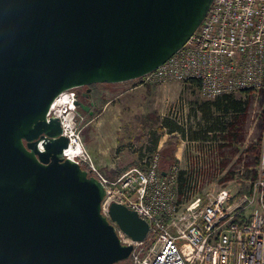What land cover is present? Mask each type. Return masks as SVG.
Segmentation results:
<instances>
[{
	"label": "water",
	"instance_id": "obj_1",
	"mask_svg": "<svg viewBox=\"0 0 264 264\" xmlns=\"http://www.w3.org/2000/svg\"><path fill=\"white\" fill-rule=\"evenodd\" d=\"M214 0H0V264H119L149 224L65 159L59 96L140 80L190 40ZM75 106L93 114L92 106ZM40 149V142H42ZM165 175V174H164Z\"/></svg>",
	"mask_w": 264,
	"mask_h": 264
},
{
	"label": "built area",
	"instance_id": "obj_2",
	"mask_svg": "<svg viewBox=\"0 0 264 264\" xmlns=\"http://www.w3.org/2000/svg\"><path fill=\"white\" fill-rule=\"evenodd\" d=\"M140 81L145 86L196 81L210 101L243 91L257 95L264 89V0H214L186 45ZM64 93L75 104V90ZM55 102L48 117L60 119L69 139L63 156L103 184V215L110 219L109 207L118 203L149 224L146 239L133 242L113 223L121 243L133 246L131 264H264V133L247 194L236 201L229 188L203 195L201 177L199 190L179 195V168L164 170L161 149L142 167L107 178L86 151L76 121L75 129L67 130ZM238 175L246 178L243 169Z\"/></svg>",
	"mask_w": 264,
	"mask_h": 264
},
{
	"label": "rangeland",
	"instance_id": "obj_3",
	"mask_svg": "<svg viewBox=\"0 0 264 264\" xmlns=\"http://www.w3.org/2000/svg\"><path fill=\"white\" fill-rule=\"evenodd\" d=\"M91 89V97L88 99L87 105L93 104L91 108L93 114L84 111L82 113L77 108L76 132L81 135L83 145L98 170L107 177H109V173L113 176L121 174V170L111 168V165H117L118 161L125 164L127 170L138 167L140 159L149 158L161 143L162 163L164 164L167 161L180 168L177 162L173 163L171 161L170 153L167 152L172 147V145H169V128L165 129L162 137L158 140L157 147L153 148L155 138L160 133V128L165 121H168L172 126L177 125L189 131L188 135H190L191 131L196 132L200 129V125H203L205 105L214 102L207 100L202 95L200 88L192 82L184 84L167 82L145 86L142 85V81L136 80L123 84L94 85ZM236 98L248 101L250 104L247 124L241 130L240 143L235 145L238 147L225 145L222 151L238 154L241 148V154L245 152L256 155L260 150L261 137L258 131L254 133L253 138L251 137L253 130L250 124L253 115L256 113L253 105L254 101L250 96L243 95V93H238ZM212 113H214V118L222 117L230 121L231 117H226L228 115L223 117L222 114L214 110ZM246 140L248 141L247 145L244 144ZM240 144L241 146H239ZM242 144L245 146H242ZM183 145H185L182 148L185 147L186 154L190 153L193 156L196 153L197 145L186 143H183ZM256 160L257 157H255ZM228 167L232 172L230 170L220 171L204 177L205 183L201 184L200 193L205 195L222 188H229L234 201L247 194L249 192V179L238 175L239 171L246 167L244 161L240 162L238 167L235 162ZM229 172L232 174H229ZM244 173L246 174V170H244ZM187 178H185V186L184 178L182 180L178 178L177 192L179 195L186 189H193ZM193 180L196 182V177ZM182 188L183 192H181ZM197 189L199 190L198 186ZM119 264L131 263L127 260Z\"/></svg>",
	"mask_w": 264,
	"mask_h": 264
},
{
	"label": "crops",
	"instance_id": "obj_4",
	"mask_svg": "<svg viewBox=\"0 0 264 264\" xmlns=\"http://www.w3.org/2000/svg\"><path fill=\"white\" fill-rule=\"evenodd\" d=\"M245 92L246 91L240 93L249 96ZM237 94L238 93L233 94L235 98ZM238 100L245 102L243 99H238ZM206 109L204 110H206V112L208 113L207 114L208 119L205 117L203 118L204 119V121L202 122L203 125H200L199 127L200 129L195 132L196 138H194V140H191L190 136L188 135L189 131L187 130L184 137L180 135L181 138L178 134H174L176 136H179L178 138L180 141V144L174 153L175 161L177 162V165H179L180 167L179 179L182 180L184 178L185 180V178L189 177L190 180L189 182H191L193 189L197 187L196 185H198V183L201 182V177H203L201 183H205L204 177H206L208 174H216L219 173L220 171L221 172L228 171L230 170L229 169L230 167L228 166L234 164V162L238 167L240 165V162L244 161L246 167H244L245 169L243 170H246V172L250 171L252 174V172L255 171V168L257 167L260 158L259 153H257L256 155H252L250 153L247 154L243 151L244 153L241 154L242 153L241 148H240V153L238 154H234L231 152L224 153L222 151L225 148L224 147L225 145H232L234 146V148L238 147L235 145H237L236 143H240V140H237V138L234 137H236L237 135H241V130L245 128V125L247 124L246 114H240V116H235L233 113H231L228 116H226L222 112L217 110L216 106H214L213 104H208V106H206ZM213 110L222 114L223 117L224 116L231 117L230 121H228L227 118L224 119L222 117L214 118L213 117L214 113H212ZM203 113L205 112L203 111ZM232 125L233 128H230ZM216 126L219 128H217ZM251 126L252 123L250 124V127ZM247 142L248 141L246 140L244 144L247 145ZM183 143L197 145L196 153L193 155L194 157L190 155V153L189 154L185 153V147L184 149L182 148L183 146H185L183 145ZM244 144H242V146H245ZM161 145L162 143L159 144L158 146L159 148L157 149H161L162 148ZM239 146H241V144ZM255 157H257L256 161H255ZM144 161L145 158L140 159L138 167H142L144 165ZM119 162L120 161L117 162V165H111V168L121 170V174H122L125 171H127V167H125V164ZM171 164L172 163L166 161L163 164L164 170H167L168 168L173 166V164L172 165ZM108 175L109 177L107 176L106 177L109 178L110 180H114L120 176V175L113 176V174L111 173H109ZM195 177H199L196 179V182L193 180V178Z\"/></svg>",
	"mask_w": 264,
	"mask_h": 264
},
{
	"label": "trees",
	"instance_id": "obj_5",
	"mask_svg": "<svg viewBox=\"0 0 264 264\" xmlns=\"http://www.w3.org/2000/svg\"><path fill=\"white\" fill-rule=\"evenodd\" d=\"M193 84L199 87L198 82L193 81ZM245 93L251 97L252 101H254L253 105L255 107V112H256L252 117L253 134L251 137L253 138L254 133L256 131H258L260 133V137L262 140L263 133H264V89H262L257 95H254L252 91H246ZM208 104H213L214 106H216L217 110L222 112L224 115H229L231 113H233L235 116H240V114H246L247 115L249 109L251 108L248 101L243 102L241 100H238L235 98L234 95H225V96L219 97L213 103H208ZM205 106H208V105H205ZM206 110H204L205 113H203L205 118H207V114H208L206 112ZM80 111L83 113L82 110H80ZM259 113H260V117L258 118ZM166 128H169V134H170L169 145H172L171 149H169L170 151L167 150V152L170 153L169 157H170L171 161H173V163H174V162H176L175 158H174V153L180 144L179 138L176 137V135H174V134H179L182 137H184L186 134V130H184L182 127H178L177 125L172 126L168 121H165L163 123L162 127L160 128V133L155 138L153 148L157 147L158 140L160 137H162V134ZM217 128H219V127H217ZM230 128H233V125ZM189 136H190L191 140H194V138H196V133L191 131ZM234 136H235V134H234ZM234 138H237V140H240L242 138V136L240 137V135H237ZM260 151H261V144H260V150L258 152L259 156H260ZM230 172H232V171H230ZM230 172H229V174H232ZM250 176L255 177V171L252 172V174L250 171H247L246 175H245L246 179H247V177H250ZM187 180H188V182L190 181L189 178ZM189 183H191V182H189ZM184 184H186V180H184ZM189 191H191V190L186 189L184 192H183V188L181 190V192H183L182 194H186ZM182 194H180V195H182Z\"/></svg>",
	"mask_w": 264,
	"mask_h": 264
},
{
	"label": "bare ground",
	"instance_id": "obj_6",
	"mask_svg": "<svg viewBox=\"0 0 264 264\" xmlns=\"http://www.w3.org/2000/svg\"><path fill=\"white\" fill-rule=\"evenodd\" d=\"M55 108L60 113L67 130L73 131L75 129V121L77 109L74 103L68 98L66 93L62 94L55 102ZM70 153H74L75 149L70 148Z\"/></svg>",
	"mask_w": 264,
	"mask_h": 264
},
{
	"label": "flooded vegetation",
	"instance_id": "obj_7",
	"mask_svg": "<svg viewBox=\"0 0 264 264\" xmlns=\"http://www.w3.org/2000/svg\"><path fill=\"white\" fill-rule=\"evenodd\" d=\"M89 88H80V89H75V92L77 94V101H80L84 104H88L87 101L88 99H90L89 94H87V90ZM89 105H93L92 103H90ZM81 110V109H79Z\"/></svg>",
	"mask_w": 264,
	"mask_h": 264
}]
</instances>
